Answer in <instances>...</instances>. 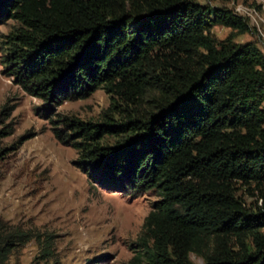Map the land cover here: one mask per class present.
Instances as JSON below:
<instances>
[{
  "label": "trees",
  "instance_id": "16d2710c",
  "mask_svg": "<svg viewBox=\"0 0 264 264\" xmlns=\"http://www.w3.org/2000/svg\"><path fill=\"white\" fill-rule=\"evenodd\" d=\"M9 21L2 74L41 101L77 168L128 197L155 194L131 264H264V196L255 213L236 197L264 186V54L233 42L248 18L199 0H0ZM216 26L230 35L216 40ZM98 90V121L57 112ZM14 109L0 108V162L32 136L2 145ZM31 239L0 222V262Z\"/></svg>",
  "mask_w": 264,
  "mask_h": 264
},
{
  "label": "rangeland",
  "instance_id": "374dc122",
  "mask_svg": "<svg viewBox=\"0 0 264 264\" xmlns=\"http://www.w3.org/2000/svg\"><path fill=\"white\" fill-rule=\"evenodd\" d=\"M199 2L232 11L237 5L254 7L251 0ZM259 15L263 19L259 30L235 36L233 42H251L264 54V12ZM14 25L9 21L0 26V41ZM230 32L216 26L211 33L221 41ZM6 102L15 106L11 116L15 130L2 145L32 136L0 162V222L8 231L27 232L32 239L0 264H131V247L156 200L155 194L128 197L88 179L75 164L77 151L58 142L49 123L37 114L41 101L15 86L0 66V108ZM108 105L109 97L98 90L87 99L64 103L57 112L82 121H98ZM263 196L264 186H236V197L247 212H257ZM48 250L49 255H44ZM190 258L202 264L199 257Z\"/></svg>",
  "mask_w": 264,
  "mask_h": 264
},
{
  "label": "built area",
  "instance_id": "2783aa9c",
  "mask_svg": "<svg viewBox=\"0 0 264 264\" xmlns=\"http://www.w3.org/2000/svg\"><path fill=\"white\" fill-rule=\"evenodd\" d=\"M252 6L254 7H248L243 5H237L234 8L233 13L235 15L246 17L250 21V25L256 29L259 30V23L263 22L262 16L259 15L260 12H264V0H251Z\"/></svg>",
  "mask_w": 264,
  "mask_h": 264
}]
</instances>
